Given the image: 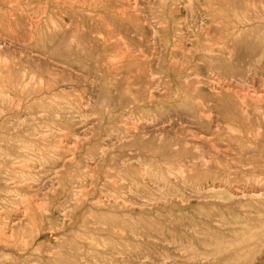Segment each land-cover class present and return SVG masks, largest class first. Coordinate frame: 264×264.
Wrapping results in <instances>:
<instances>
[{
    "label": "rangeland",
    "instance_id": "1",
    "mask_svg": "<svg viewBox=\"0 0 264 264\" xmlns=\"http://www.w3.org/2000/svg\"><path fill=\"white\" fill-rule=\"evenodd\" d=\"M122 1L79 0L67 36L0 3V264H264V0Z\"/></svg>",
    "mask_w": 264,
    "mask_h": 264
},
{
    "label": "bare ground",
    "instance_id": "2",
    "mask_svg": "<svg viewBox=\"0 0 264 264\" xmlns=\"http://www.w3.org/2000/svg\"><path fill=\"white\" fill-rule=\"evenodd\" d=\"M91 1L96 5V4H98V3H102V2L108 3V2L115 1L114 3H116V2H119V1H121V0H91ZM141 1H143V0H141ZM149 1H150V0H149ZM149 1L146 0V2H149ZM151 1H154V0H151ZM163 1H164V0H163ZM167 1H168V0H167ZM76 2L78 3L79 0H0L1 5H2V4H5V5L8 6V8L13 7L14 9L16 8V9H18V10L23 9L22 7H28L29 5H30V7H33V6H31L32 4H33V5H36V6H37L38 13H40V14L42 15V16H38V19H40V17H42V20L40 19V21H42V23L44 22V23H43V26H42V27H44V28H43V31H44V30H47L48 33L50 32V33H55V34H56V33H57V34H63V33H65V35H63V36H67V35H66L67 32L70 31V30H72L73 28L70 29V30H68L67 24H66V26H65V24L62 23L63 20H62V22H61L60 20H58V21H60V22H57V20H55V19H56L55 17H60L61 15L66 14V13H68L67 15H69V14H71L70 12H71L72 10L76 12V11H77V9L75 8V3H76ZM122 2H123V1H122ZM227 2H228V1H227ZM247 2H248V1H247ZM77 3H76V4H77ZM123 3H126V4L131 3V4L134 5L136 2L134 1V3H133V1L130 2V0H125V2H123ZM141 3H142V2H141ZM167 3H168V2H167ZM50 4H53L54 6L52 5V7H50V6H49ZM87 4H88V3H87ZM108 4H109V3H108ZM136 4H138V3H136ZM136 4H135V5H136ZM149 4H150V3H149ZM149 4L146 3L145 5H149ZM217 4H218V3H217ZM238 4H239V3H238ZM1 5H0V6H1ZM116 5H117V6L119 5V7H120L121 4L118 3V4H116ZM135 5H134V6H135ZM153 5H154V4H153ZM158 5H159V2H158ZM167 5H169V4H167ZM7 6H5V7H7ZM77 6H78V5H77ZM79 6H80V4H79ZM85 6H86V3L83 1V2H82V10L85 8ZM96 6H99V5H96ZM96 6H94V7H96ZM129 6H130V5H129ZM159 6H161V5H159ZM30 7H29V8H30ZM38 7H39L40 9H38ZM111 7H112V6H111ZM136 7H137V6H136ZM167 7H168V6H167ZM216 7H217V6H216ZM0 8H1V7H0ZM13 8H12V9H13ZM88 8H89V7H87V9H88ZM91 8H92V7H91ZM97 8H98V7H97ZM99 8H100V7H99ZM129 8H130V7H129ZM131 8H134V7H131ZM140 8H141V7H140ZM5 9H6V8H5ZM5 9H4V10H5ZM100 9H101V8H100ZM106 9H107V7H106ZM106 9H104V12H105ZM125 9H127V8H125ZM125 9H124V10H125ZM142 9H143V8H142ZM149 9H150V8H149ZM231 9H232V8H231ZM2 10H3V9H2ZM78 10H81V9H78ZM88 10H89V9H88ZM91 10H92V9H91ZM102 10H103V9H102ZM124 10H123V11H124ZM133 10L136 12L135 8H134ZM140 10H141V9H140ZM13 11H14V10H13ZM86 11H87V10H86ZM97 11H98V10H97ZM110 11H111V10H110ZM117 11H118V9H117ZM121 11H122V8H121ZM4 12H5V11H4ZM8 12H9V11H8ZM8 12H7V11L5 12V13L7 14V16H8V15H11V14H10L11 12H10L9 14H8ZM84 12H85V11H84ZM94 12H95V11H94ZM107 12H108V11H107ZM118 12H119V11H118ZM126 12H127V11H126ZM138 12H139V11H138ZM0 13H1V12H0ZM5 13L2 14V15H6ZM90 13H91V12H90ZM98 13H100V12H98ZM119 13H120V12H119ZM136 13H137V12H136ZM142 13H143V12H141L140 15H142ZM13 14H14V13H12V15H13ZM24 14L28 15V13H24ZM33 14H34V13H33ZM36 14H37V13H36ZM40 14H39V15H40ZM93 14H95V13H93ZM96 14H97V12H96ZM100 14H102V13H100ZM104 14H105V13H104ZM117 14H118V13H117ZM122 14H124V13H122ZM131 14H132V13H131ZM0 15H1V14H0ZM2 15H1V16H2ZM29 15H30V14H29ZM37 15H38V14H37ZM102 15H103V14H102ZM106 15H107V14H106ZM108 15H109V14H108ZM133 15H134V14H133ZM221 15H222V14H221ZM1 16H0V19H1ZM24 16H25V15H24ZM33 16H34V18H35L36 15L34 14ZM74 16H75V14H74ZM113 16H114V15H113ZM136 16H137V15H136ZM143 16H144V15H143ZM3 17H4V16H3ZM13 17H14V15H13ZM16 17H17V15H16ZM19 17H23V16H20V15H19ZM19 17H18V18H19ZM30 17H32V16H30ZM65 17H66V16H65ZM79 17H80V16H79ZM79 17H78V19H75V20L78 21V20H79ZM105 17H106V16H105ZM111 17H112V16H111ZM121 17H123V16H121ZM124 17H125V16H124ZM130 17H131V16H130ZM5 18H6V17H5ZM8 18H9V17H8ZM14 18H15V17H14ZM18 18H17V19H18ZM24 18H26V17H24ZM28 18H29V17H28ZM61 18H62V17H61ZM67 18H68V17H67ZM72 18H73V17H72ZM72 18H71V19H72ZM81 18H82V17H81ZM81 18H80L79 21H81ZM83 18H84V17H83ZM95 18H96V17H95ZM112 18H114V17H112ZM29 19L31 20V18H29ZM58 19H59V18H58ZM90 19H91V18H90ZM100 19H101V18H100ZM116 19H118V18H116ZM142 19H143V18H142ZM144 19H145V17H144ZM151 19H152V18H151ZM155 19H156V18H155ZM157 19H158V18H157ZM190 19H191V18H190ZM4 20H5V19H4ZM4 20H3V21H4ZM7 20H8V19H7ZM9 20H10V18H9ZM9 20H8V21H9ZM11 20H12V19H11ZM18 20H19V19H18ZM36 20H37V19H36ZM75 20H74V21H75ZM91 20H92V19H91ZM109 20H110V19H109ZM114 20H115V19H114ZM118 20H122V19H118ZM118 20H117V21H118ZM139 20H140V19H139ZM12 21H13V20H12ZM20 21H23V18H22V20H20ZM31 21H32V20H31ZM31 21H30V22H31ZM34 21H35V20H34ZM37 21H38V20H37ZM85 21H86V20H85ZM97 21H99V19H98ZM14 22H16V21H14ZM92 22H93V21H92ZM112 22H113V21H112ZM118 22H119V21H118ZM118 22H117V23H118ZM129 22H130V21H129ZM139 22H141V21H139ZM0 23H1V22H0ZM4 23H7L6 20H5V22H3V24H4ZM11 23H12V22H11ZM22 23H23V22H22ZM25 23H27V21H25ZM25 23H23V24H25ZM33 23H34V22H33ZM33 23H31V24L34 25ZM80 23H81V22H80ZM95 23H96V22H95ZM95 23H92V24H95ZM101 23H102V20H101ZM105 23H106V22H105ZM114 23H115V22H114ZM124 23H125V22H124ZM132 23L135 24V23H137V21H136L135 23H134L133 21H131V24H132ZM144 23H145V21L143 22V24H144ZM148 23H149V22H148ZM157 23H158V22H157ZM174 23H175V21H174ZM177 23H178V22H177ZM3 24H1V25H2V28H3ZM13 24H14V23H12V25H13ZM68 24H69V23H68ZM106 24H107V23H106ZM108 24H109V23H108ZM126 24H128V23L126 22ZM133 24H132V25H133ZM141 24H142V23H141ZM141 24H140V25H141ZM17 25H18V23H17ZM36 25H37V24L35 23V26H34V27H36ZM41 25H42V24H41ZM69 25H71V24H69ZM76 25H77V23H76ZM78 25H80V24H78ZM78 25H77V26H78ZM85 25H86V24H84V28H85ZM87 25H88V24H87ZM97 25H98V24H97ZM104 25H105V24H104ZM109 25H110V24H109ZM114 25H115V24H114ZM122 25H123V21H122ZM147 25H148V24H147ZM15 26H16V25H15ZM90 26H91V25H90ZM90 26H89V27H90ZM92 26H93V25H92ZM95 26H96V25H95ZM95 26H94V27H95ZM98 26H99V25H98ZM117 26H118V25H117ZM142 26H143V25H142ZM148 26H149V29H150V26H151V25H148ZM154 26H155V25H154ZM179 26H180V25H179ZM10 27H11V26H10ZM10 27H8V28H10ZM23 27H24V25H23ZM42 27L40 26L39 28H42ZM69 27H70V26H69ZM86 27H87V26H86ZM94 27H93L92 29H95ZM100 27H101V26H99V28H100ZM114 27H115V26H113V28H114ZM129 27H130V26H129ZM129 27H128V28H129ZM137 27H138V26H137ZM159 27H160V26H159ZM175 27H176V26H175ZM223 27H224V26H223ZM223 27H222V28H223ZM225 27H226V26H225ZM12 28H13V27H12ZM30 28H31V25H30ZM30 28H27V29H28V30H31ZM70 28H71V27H70ZM105 28H106V27H105ZM113 28H111V29L113 30ZM131 28H132V27H131ZM135 28H136V27H134V29H135ZM152 28H153V25H152ZM152 28H151V29H152ZM156 28H158V27H156ZM18 29H19V27H18ZM23 29H24V28H23ZM33 29H34V28H33ZM80 29H81V28H80ZM85 29H86V28H85ZM88 29H90V28H88ZM96 29H97V28H96ZM100 29H101V28H100ZM102 29H103V27H102ZM102 29H101V30H102ZM119 29H120V28H119ZM125 29H127V27H125ZM164 29H165V28H164ZM164 29H163V30H164ZM171 29H172V28H171ZM175 29H176V28H175ZM7 30H9V29H7ZM12 30H13V29H12ZM19 30H20V29H19ZM35 30H36V28H35ZM39 30H40V29H39ZM90 30H91V29H90ZM130 30H131V29H130ZM160 30H162V29H160ZM179 30H181V27H180ZM224 30H225V28H224ZM25 31H26V29H25ZM32 31H33V30H32ZM47 31H46V32H47ZM83 31H84V30H83ZM95 31H96V30H95ZM114 31L116 32V29H115ZM151 31H152V30H151ZM10 32H11V30H10ZM20 32H21V31H20ZM28 32H29V31H28ZM28 32H26V33H28ZM79 32H80V31H79ZM85 32H87V31H85ZM111 32H112V31L110 30L109 33H111ZM124 32H126V31L124 30ZM131 32H132V31H131ZM158 32H159V31H158ZM158 32H157V33H158ZM172 32H173V31H172ZM175 32H176V31H175ZM235 32H236V31H235ZM29 33H31V32H29ZM32 33H33V32H32ZM37 33H38V32H37ZM39 33H40V31H39ZM39 33H38V34H39ZM50 33H49V34H50ZM69 33H71V31H70ZM93 33H94V32H93ZM118 33H119V32H118ZM132 33H133V32H132ZM152 33H153V31H152ZM176 33H177V32H176ZM181 33H182V32H181ZM221 33H222V32H221ZM228 33H229V32H228ZM233 33H234V32H233ZM11 34H12V33H11ZM18 34H19V33H18ZM44 34H46V33H44ZM97 34H98V32H97ZM104 34H105V33H104ZM122 34H123V33H122ZM128 34H129V32H128ZM133 34H135V33H133ZM178 34H179V32H178ZM31 35H32V34H30V36H31ZM39 35H41V34H39ZM74 35H75V34H74ZM74 35H72V36H74ZM78 35H79V34H78ZM87 35H89V34H87ZM116 35H117V34H116ZM155 35H156V34H155ZM157 35H158V34H157ZM159 35H160V34H159ZM171 35H172V34H171ZM173 35H174V33H173ZM179 35H180V34H179ZM224 35H225V34H224ZM231 35H232V34H231ZM23 36H24V35H23ZM26 36L29 37L28 35H26ZM34 36H35L34 38L36 39V36H37V35H34ZM48 36H49V35L47 34L46 37H48ZM72 36L69 34V37H71V39H72ZM75 36H76V35H75ZM99 36H100V35H99ZM107 36H108V34H107ZM111 36H112V35H111ZM124 36H125V35H124ZM124 36H123V39H124ZM142 36H143V35H142ZM175 36H176V35H175ZM233 36H234V38H235V34H234ZM31 37H32V36H31ZM50 37H51V36H50ZM81 37H82V36L80 35V36H79V39H81ZM105 37H106V35H105ZM114 37H115V36H114ZM114 37H113V38H114ZM139 37H141V36H139ZM155 37H156V36H155ZM160 37H161V36H160ZM32 38H33V37H32ZM32 38H31V39H32ZM38 38H39V36H38ZM38 38H37V39H38ZM61 38H64V37L61 36ZM74 38H75V37H74ZM82 38H84L83 40H85V35H84V37H82ZM86 38H87V36H86ZM96 38H97V37H95V39H96ZM127 38H128V37H127ZM137 38H138V37H137ZM141 38H142V37H141ZM141 38L139 39V41L141 40ZM150 38H152V37H150ZM232 38H233V37H232ZM3 39H4V38H3ZM22 39H23V38H22ZM40 39H41V38H40ZM44 39H46V38H44ZM71 39H70V41H71ZM75 39H76V38H75ZM75 39H72V40H75ZM98 39H99V37H98ZM102 39L104 40V38H101L99 41H101ZM116 39H119V38L117 37ZM116 39L114 38V40H116ZM128 39H130V38H128ZM135 39H136V38H135ZM158 39H159V38H158ZM160 39H161V38H160ZM171 39H172V37H171ZM177 39H178V37H177ZM221 39H222V38H221ZM38 40H39V39H38ZM46 40H47V39H46ZM50 40H52V39H50ZM60 40H62V39H60ZM67 40L69 41V38H68ZM86 40H87V39H86ZM174 40H175V39H174ZM178 40H180V39H178ZM182 40H183V39H182ZM235 40H236V39H235ZM10 41H11V40H10ZM42 41H43V39L40 40V43H42ZM47 41H49V38H48ZM47 41H45V42H47ZM64 41H65V40H64ZM75 41H76V40H75ZM75 41H73V42H75ZM112 41H113V40H112ZM130 41H131V40H130ZM151 41H152V40H151ZM206 41H207V40H206ZM233 41H234V40H233ZM245 41H246V40H245ZM52 42H53V41H52ZM71 42H72V41H71ZM73 42H72V43H73ZM79 42L81 43V45L83 44V43H82L81 41H79V40H78V43H77V41H76V44H79ZM87 42H88V41H87ZM96 42H97V41H96ZM96 42H95V43H96ZM121 42H122V41H121ZM144 42H145V41H144ZM156 42H157V41H156ZM158 42H159V41H158ZM158 42H157V43H158ZM178 42H179V41H178ZM191 42H192V41H191ZM3 43H4V42H3ZM50 43H51V42H50ZM66 43H67V42H66ZM122 43H123V42H122ZM124 43H125V42H124ZM134 43H135V42H134ZM139 43H140V42H139ZM141 43H142V41H141ZM141 43H140V44H141ZM151 43H152V42H151ZM176 43H177V40H176ZM179 43H180V42H179ZM189 43H190V42H189ZM192 43H193V42H192ZM196 43H197V42H196ZM231 43H232V42H231ZM21 44H22V43H21ZM51 44H52V43H51ZM54 44H55V43H54ZM69 44H70V42L68 43V45H69ZM84 44H85V43H84ZM84 44H83V46H84ZM97 44H98V43H97ZM102 44H103V43H102ZM135 44L137 45L138 42H136ZM153 44H154V43H153ZM174 44H175V43H174ZM204 44H205V43H204ZM233 44H234V43H233ZM52 45H53V44H52ZM52 45H51V47H52ZM58 45H59V44H58ZM72 45L74 46V44H72ZM98 45H99V44H98ZM105 45H106V44L102 45V48L105 49V51H108L107 49H109V48H108L109 46L106 47V48H107V49H106V48H105ZM109 45H110V43H109ZM128 45H129V43H128ZM143 45H145V44H143ZM151 45H152V44H151ZM205 45H206V44H205ZM207 45H208V44H207ZM70 46H71V45H70ZM76 46H77V45H76ZM76 46H74V47H72V48H75ZM83 46H82V47H83ZM103 46H104V47H103ZM111 46H112V44H111ZM123 46H124V45H123ZM132 46H133V45H132ZM132 46H131V48H132ZM145 46H147V45H145ZM145 46H144V47H145ZM153 46H154V45H152V47H153ZM176 46H177V44H176ZM176 46H175V47H176ZM201 46H202V45H201ZM53 47H54V46H53ZM66 47H69V46H66ZM127 47H128V46H127ZM175 47H174V49H175ZM178 47H179V46H178ZM178 47H177V48H178ZM180 47H181V46H180ZM182 47H183V46H182ZM184 47H185V46H184ZM206 47H207V46H206ZM231 47H232V46H231ZM56 48H58V47H56ZM77 48H78V47H77ZM77 48H76V49H77ZM84 48H87L86 45H85ZM121 48H123V47H121ZM146 48H147V47H146ZM194 48H195V47H194ZM53 49H55V47H54ZM90 49H91V48H90ZM94 49H95V48H94ZM115 49H116V47H115ZM178 49H180V48H178ZM207 49H208V47L206 48V50H207ZM209 49H210V48H209ZM17 50H18V49H17ZM78 50H79V48H78ZM78 50H75V54H76V51H78ZM85 50H86V49H85ZM87 50H89V48H88ZM87 50H86V51H87ZM139 50H140V49H139ZM149 50H151V52H152V49L149 48ZM183 50H184V48H183ZM210 50H211V49H210ZM52 51L54 52V50H52ZM67 51H68V50H67ZM80 51H81V50H80ZM92 51H94V50L92 49ZM100 51H101V50H100ZM146 51H148V50L146 49ZM174 51H175V50H174ZM179 51H180V50H179ZM199 51H200V50H199ZM203 51H204V50H203ZM56 52H57V51H56ZM71 52H72V51H71ZM71 52H70V53H71ZM78 52H79V51H78ZM78 52H77V53H78ZM109 52H113V53L111 54V56L113 55L114 57H115V56L117 57L118 55H121L122 57L127 56V60H128V57L131 58V57L133 56V51L131 52V51H129V49L127 50V49L125 48V46H124V52H123L122 50H121V51H119V50H110V51H108L107 53L109 54ZM120 52H122V53H120ZM148 52H150V51H148ZM208 52H209V50H208ZM210 52H212V51H210ZM50 53H52V52H50ZM80 53H81V52H80ZM104 53H105V52H104ZM142 53H143L142 51H139L138 54H141V55H142ZM145 53H146V52H145ZM145 53H143V54H145ZM181 53H182V52H181ZM87 54L89 55V52H88V51H87ZM98 54H99V53H98ZM174 54H175V53H174ZM176 54H177V53H176ZM178 54H179V53H178ZM192 54H193V52H192ZM192 54H191V52H190L188 55L192 56ZM76 55H77V54H76ZM106 55H107V54H106ZM180 55H181V54H180ZM184 55H186V54H184ZM212 55H213V54H212ZM58 56H59V55H58ZM72 56H74V54H73ZM77 56H78V55H77ZM89 56H90V55H89ZM89 56H87V57H89ZM92 56H93V55H92ZM101 56H102V55H101ZM111 56H110V57H111ZM134 56H135V54H134ZM137 56H140V55H137ZM137 56H136V57H137ZM149 56H150V55H149ZM151 56H152V55H151ZM154 56H155V54H154ZM202 56H203V55H202ZM210 56H211V55H210ZM34 57H35V55H34ZM63 57H64V56H63ZM75 57H76V56H75ZM108 57H109V56H108ZM108 57L106 56V58H108ZM110 57H109V58H110ZM114 57H113V58H114ZM181 57H182V56H181ZM200 57H201V56H200ZM203 57H204V56H203ZM206 57H207V56H206ZM206 57H205V58H206ZM212 57H213V56H212ZM47 58H48V57H47ZM60 58H61V57H60ZM64 58H65V57H64ZM82 58H86V57H82ZM95 58H96V57H95ZM103 58H104V56H103ZM109 58H108V59H109ZM118 58H119V57H118ZM141 58H142V57H141ZM172 58H173V56H172ZM178 58H179V57H178ZM178 58H177V59H178ZM207 58H208V57H207ZM38 59H39V58H38ZM77 59H78V58H77ZM86 59H87V58H86ZM90 59H92V58H90ZM96 59H98V58H96ZM108 59H107V61L109 62L110 60H108ZM110 59L112 60V57H111ZM116 59H117V58H116ZM125 59H126V58H125ZM134 59H135V57H134ZM134 59H133V60H134ZM88 60H89V59H88ZM99 60H100V59H99ZM99 60H98V61H99ZM101 60H102V57H101ZM120 60H121V59H120ZM120 60H119V62H120ZM129 60H130V59H129ZM147 60H148V59H147ZM147 60H146V62H147ZM211 60H212V59H211ZM94 61H96V60H94ZM113 61H114V60H113ZM131 61H132V60H131ZM131 61H129V62H131ZM138 61H139V60H138ZM173 61H174V64H175V63H177V62H175V61H178V60H173ZM173 61H172V62H173ZM190 61H192V60L190 59ZM104 62H106V60H105ZM119 62H118L117 64H120ZM123 62H124V61H123ZM129 62H128V63H129ZM192 62H193V61H192ZM204 62H205V61H204ZM212 62H213V61H212ZM214 62H216V61H214ZM257 62H258V61H257ZM60 63H61V62H60ZM84 63H85V62H84ZM91 63H92V62H91ZM102 63H103V62H102ZM102 63H101V64H102ZM113 63H114V62H113ZM124 63H125V62H124ZM124 63H123V65H125V64L128 65V63H125V64H124ZM206 63H207V61H206ZM209 63H211V62L209 61ZM235 63H236V62H235ZM62 64H63V63H62ZM115 64H116V63H115ZM182 64H183V63H182ZM185 64H186V63H185ZM57 65H58V64H57ZM107 65H108V64H107ZM121 65H122V64H121ZM149 65H150V64H149ZM175 65H177V64H175ZM191 65H192V64H191ZM253 65H255V64H253ZM55 66H56V65H55ZM63 66H66V65L64 64ZM87 66H88V64H87ZM92 66H93V65H92ZM92 66H90V67H92ZM143 66H144V64H143ZM108 67H110V66L108 65ZM111 67H112V66H111ZM120 67H121V66H120ZM120 67L118 66V67H116V68H120ZM168 67H169V66H168ZM181 67H182V66H181ZM188 67H189V66H188ZM188 67H186V68H188ZM102 68H103V67H102ZM104 68L107 69V67H104ZM104 68H103V69H104ZM123 68H125V66H124V67L122 66L121 69H123ZM134 68H135V67H134ZM134 68H133V69H134ZM136 68H137V67H136ZM142 68H143V67H142ZM174 68H175V67H174ZM245 68H246V67H245ZM82 69H83V68H82ZM93 69H94V66H93ZM95 69H97V68H95ZM111 69L113 70V68H111ZM111 69H110V71H112ZM131 69H132V68H131ZM138 69H139V68H138ZM63 70H64V69H63ZM65 70H66V68H65ZM65 70H64V71H65ZM116 70H117V69H116ZM129 70H130V69H129ZM142 70H143V69H142ZM106 71H108V70H106ZM114 71H115V70H114ZM114 71H112V72L114 73ZM145 71H146V70H145ZM180 71H181V70H180ZM182 71H183V70H182ZM142 72L144 73V71H142ZM108 73H110V72H108ZM19 74H20V73H19ZM98 74H99V73H98ZM181 74H183V73H181ZM84 76H85V75H84ZM103 76H104V75H103ZM182 77H184V76L182 75ZM186 78H187V77H186ZM176 79L178 80V77H177ZM237 79H238V78H237ZM239 79H240V78H239ZM245 79H246V78H245ZM55 80H56V79H55ZM158 80H159V79H158ZM240 80H241V79H240ZM240 80H239V81H240ZM250 80H251V79H250ZM5 81H6V80H5ZM160 81H161V80H160ZM179 81H180V80H179ZM185 81H186V80H185ZM185 81H184V83H185ZM231 81H232V80H231ZM246 81H247V80H246ZM1 82H2V81H1ZM186 82H187V81H186ZM240 82H241V81H240ZM242 82H244V81H242ZM86 83H87V82H86ZM180 83H181V82H180ZM180 83H179V84H180ZM222 83H223V82H222ZM195 84H196V83H195ZM205 84H206V83H205ZM245 84H248V83L246 82ZM186 85H187V84H186ZM197 85H198V84H197ZM206 85H207V84H206ZM256 85H257V84H256ZM0 86L2 87L1 84H0ZM182 86H183V85H182ZM202 86H203V85H202ZM224 86H226V85H224ZM238 86H239V85H238ZM187 87H188V86H187ZM244 87H245V86H244ZM197 88H198V87H197ZM209 88H210V86H209ZM209 88H208V89H209ZM195 89H196V88H195ZM251 89H252V88H251ZM3 90H4V88H3ZM243 90H245V89L243 88ZM247 90L249 91L250 89H247ZM0 91H1V90H0ZM200 91H201V90H200ZM213 91H214V90H213ZM250 91H251V90H250ZM5 92H6V91H5ZM198 92H199V90H198ZM203 92H204V91H203ZM208 92H209V91H208ZM211 92H212V91H211ZM211 92H210V93H211ZM239 92H240V91H239ZM255 92H256V91H255ZM200 93H201V92H200ZM235 93H236V92H235ZM249 93H250V92H249ZM5 94H6V93H5ZM5 94H4V95H5ZM212 94H213V93H212ZM233 94H234V93H233ZM241 94H242V96H243L244 93L241 92ZM4 95H3V96H4ZM210 95H211V94H210ZM246 95H247V94H246ZM248 95H249V94H248ZM248 95H247V96H248ZM250 95H251V94H250ZM250 95H249V97H252V96H253V95H252V96H250ZM8 96H9V95H8ZM205 96H206V95H205ZM211 96H213V95H211ZM211 96H209V97H211ZM220 96H221V95H220ZM220 96H219V97H220ZM234 96H235V95H233V97H234ZM254 96H255V94H254ZM257 96H258V95H257ZM6 97H7V96H6ZM244 97H245V98L242 99V101H243V100H244V101L246 100V96H244ZM249 97H247V98L249 99ZM255 97H256V96H255ZM10 98H11V97H10ZM211 98H215V96H214V97H211ZM216 98H217V97H216ZM226 98H227V97H226ZM238 98H239V97H238ZM238 98H236L237 101H238ZM240 98H242V97H240ZM257 98H258V97H257ZM1 99H2V94H1ZM4 99H5V98H4ZM7 99H8V98H6V100H7ZM224 99H225V98H224ZM224 99H223V100H224ZM2 100H3V99H2ZM212 100H214V99H212ZM215 100H216V99H215ZM218 100H219V99H218ZM218 100H217V101H218ZM227 100H228V99H227ZM252 100H254V97L252 98ZM263 100H264V99H263ZM263 100H262V101H263ZM10 101H11V99H10ZM229 101H230V100H229ZM233 101H234V100H233ZM256 101H257V99H256ZM253 102H254V101H253ZM260 102H261V101H260ZM229 103H230V102H229ZM248 103H249V102H248ZM254 103H255V102H254ZM254 103H253V104H254ZM256 103H258V102H256ZM263 103H264V101H263ZM245 104H246V103H245ZM211 105H212V104H211ZM241 105H242V104H241ZM246 105H247V104H246ZM249 105H250V104H249ZM254 105H255V104H254ZM254 105H252V106H250V107H253ZM256 105H259V104H256ZM260 105H261V104H260ZM223 107H224V106H223ZM242 107H243V106H241V109H242ZM255 107H256V106H255ZM238 108H239V106H238ZM243 108H244V107H243ZM263 108H264V107H263ZM247 109H248V108H247ZM0 110H1V109H0ZM242 110H246V109H242ZM260 110H261V109H260ZM201 111H202V110H201ZM227 112H228V111H227ZM229 112H230V110H229ZM208 113H209V112H208ZM208 116H209V115H208ZM241 116H242V115H241ZM0 119H1V118H0ZM244 119H245V118H244ZM199 120H200V119H199ZM235 120H236V119H235ZM239 120H240V119H239ZM244 121H246V120H244ZM86 124H87V123H86ZM203 125H204V124H203ZM203 125H202V126H203ZM208 125H209V124H208ZM236 125H237V124H236ZM242 125H245V124H242ZM237 126L240 127V125H237ZM156 127H157V126H156ZM205 127H206V126H205ZM245 127H246V126H245ZM61 128H62V127H61ZM242 128H243V127H242ZM242 128H241V129H242ZM206 129H207V127H206ZM209 129H210V127H209ZM233 129H234V128H233ZM235 129H236V128H235ZM247 129H248V128H247ZM154 130H155V129H154ZM160 130H161V129H160ZM191 130H192V129H191ZM236 130H238V129H236ZM145 131H146V130H145ZM238 131H239V130H238ZM244 131H245V130H244ZM244 131H243V132H244ZM139 132H140V131H139ZM190 132H192V131H190ZM232 132H233V131H232ZM247 132H248V131H247ZM255 132L258 133L257 131H255ZM64 133H65V132H64ZM192 133H193V132H192ZM263 133H264V132H263ZM185 134H186V133H185ZM194 134H195V133H194ZM223 134H224V133H223ZM241 134H243V133L241 132ZM62 135H63V134H62ZM192 135H193V134H192ZM192 135H191V136H192ZM195 135H198V133L195 134ZM206 135H207V134H206ZM243 135H244V134H243ZM247 135H248V133H247ZM247 135H246V136H247ZM263 135H264V134H263ZM236 136H237V135H236ZM238 136H239V135H238ZM241 136H242V135H241ZM241 136H240V138H241ZM251 136H253L252 133H251ZM256 136H257V135H256ZM193 137H194V136H193ZM198 137H199V136H198ZM39 138H40V137H39ZM58 138H59V137H58ZM200 138H201V137H200ZM204 138H206V137H202V139H204ZM217 138H218V137H217ZM15 139H16V138H15ZM114 139H115V138H114ZM194 139H195V138H194ZM194 139H193V140H194ZM208 139H209V138H208ZM258 139H259V138H258ZM18 140H19V139H18ZM22 140H23V139H22ZM198 140H199V139H198ZM259 140H260V139H259ZM20 141H21V140H20ZM186 141H187V140H186ZM196 141H197V139H196ZM201 141H202V140H201ZM58 142H59V141H58ZM198 142H199V141H198ZM240 142H241V140H240ZM257 142H258V141H257ZM24 143H25V142H24ZM65 143H66V142H65ZM183 143H184V142H183ZM193 143H194V142H193ZM196 143H197V142H196ZM204 143H205V142H204ZM208 143H209V141H208ZM241 143H243V142H241ZM259 143H260V142H259ZM21 144H23L22 141H21ZM73 144H74V143H73ZM19 145H20V144H19ZM200 145H201V144H200ZM23 146H24V145H23ZM181 146H183V144H182ZM186 146H187V145H186ZM192 146H193V145H192ZM202 146H203V145H202ZM228 146H229V145H228ZM259 146H260V145H259ZM259 146H258V147H259ZM2 147H3V146H0V148H2ZM24 147H25V146H24ZM24 147H23L22 149H24ZM30 147H31V145H30ZM188 147H189V146H188ZM230 147H231V146H230ZM6 148H8V147H6ZM20 148H21V147H20ZM20 148H19V149H20ZM185 148H186V147H185ZM131 149H132V148H131ZM20 150H21V149H20ZM200 150H201V149H200ZM207 150H208V149H207ZM38 151H39V150H38ZM184 151H185V149H184ZM191 151H192V150H191ZM193 151H194V150H193ZM208 151H209V150H208ZM210 151H211V150H210ZM25 152H26V151H25ZM25 152H24V153H25ZM36 152H37V151H36ZM180 152H181V151H180ZM185 152H186V151H185ZM195 152H196V151H195ZM24 153H23V154H24ZM26 153H27V152H26ZM40 153H41V151H40ZM46 153H48V152H46ZM175 153H176V152H175ZM175 153H174V154H175ZM208 153H209V152H208ZM239 153H240V152H239ZM9 154H10V153H9ZM28 154H29V153H28ZM199 154H200V153H199ZM248 154H249V153H248ZM2 155H3V154H2ZM2 155H0V156H2ZM19 155H20V154H19ZM26 155H27V154H26ZM29 155H30V154H29ZM4 156H5V155H4ZM11 156H12V155H11ZM44 156H45V155H44ZM177 156H178V155H177ZM211 156H212V155H211ZM224 156H225V155H224ZM71 157H72V156H71ZM203 157H204V156H203ZM228 157H229V156H228ZM5 158H6V156H5ZM98 158H99V157H98ZM200 158L202 159V157H200ZM6 159H7V158H6ZM92 159H93V158H92ZM248 159H249V158H248ZM0 160L3 161L2 158H0ZM11 160H12V159H11ZM13 160H14V158H13ZM27 160H28V159H27ZM38 160H39V158H38ZM98 160H99V159H98ZM98 160H97V161H98ZM230 160H231V159H230ZM19 161H20V160H19ZM19 161H18V163L20 164ZM23 161H24V160H23ZM28 161H29V160H28ZM43 161H44V158H43ZM73 161H74V160H73ZM99 161H101V159H100ZM200 161H202V160H200ZM205 161H207V160H205ZM8 162H9V160H8ZM14 162H15V161H14ZM39 162H41V160H39ZM93 162H94V161H93ZM207 162H208V161H207ZM238 162H239V161H238ZM2 163H4V162H2ZM2 163H0V165H1ZM28 163H29V162H28ZM65 163H67V162H65ZM68 163H69V162H68ZM196 163H197V165L199 164L198 162H196ZM204 163H205V162H204ZM6 164H8V163H6ZM15 164H16V163H15ZM192 164H194V163H192ZM205 164H206V163H205ZM13 165H14V164H13ZM17 165H18V164H17ZM195 165H196V164H195ZM199 165H200V164H199ZM202 165H203V164H202ZM3 166H4V168L6 169V167H5L6 165L3 164ZM14 166H15V165H14ZM1 167H2V166H1ZM8 167H9V165H8ZM18 167H19V166H18ZM30 167H31V166H30ZM190 167H191V166H190ZM196 167H198V166H196ZM206 167H207V166H206ZM209 167H210V166H209ZM238 167H239V166H238ZM19 168H20V167H19ZM21 168H22V167H21ZM21 168H20V169H21ZM31 168H32V167H31ZM20 169H19V170H20ZM23 169H24V168H23ZM90 169H91V168H90ZM176 169H177V168H176ZM195 169H196V168H195ZM223 169H224V168H223ZM0 170H1V169H0ZM21 170H22V169H21ZM92 170H93V169H92ZM169 171H171V170H169ZM0 172H1V171H0ZM18 172H19V171H18ZM23 172H24V171H23ZM141 172H142V171H141ZM141 172H139V173H141ZM36 174H38V173H36ZM36 174H35V175H36ZM156 174H157V173H156ZM218 174H219V173H218ZM136 175H137V174H136ZM138 175H139V174H138ZM140 175H141V174H140ZM24 176H25V175H24ZM18 177H19V176H18ZM18 177H16V179H17ZM20 177L22 178L23 176L21 175ZM26 177H28V176H26ZM36 177H37V176H36ZM61 177H62V176H61ZM139 177H141V176H139ZM38 178H39V177H38ZM19 179H20V178H19ZM22 179H24V178H22ZM39 179H41V178H39ZM76 179H77V178H76ZM133 179H134V178H133ZM2 180H3V179H2ZM5 180H6V179H5ZM138 180H139V179H138ZM258 180H259V179H258ZM19 181H20V180H19ZM21 181L24 182V180H21ZM25 181H26V180H25ZM27 181H28V180H27ZM27 181H26V182H27ZM39 181H40V180H39ZM260 181H261V180H260ZM73 182H75V179H73ZM131 182H132V181H131ZM116 183H117V182H116ZM133 183H134V182H133ZM29 184H30V183H29ZM29 184H28V185H29ZM134 184H135V183H134ZM73 185H74V183H73ZM78 185H79V184H78ZM69 186H70V185H69ZM74 186H75V185H74ZM110 186H111V185H110ZM213 186H214V185H213ZM216 186H217V185H216ZM24 187H25V186H24ZM26 187H27V185H26ZM29 187H30V186H29ZM71 187H72V185H71ZM116 187H117V186H116ZM56 188H57V187H56ZM112 188H113V186H112ZM222 188H223V187H222ZM70 189H71V188H70ZM72 189H73V188H72ZM72 189H71V190H72ZM119 189H120V188H119ZM119 189H118V190H119ZM210 189H211V188H210ZM218 189H219V188H218ZM218 189H217V190H218ZM182 190H183V189H182ZM207 190H208V188L206 189V191H207ZM211 190H213V189H211ZM262 190H263V189H262ZM114 191H116V190H114ZM119 191H120V190H119ZM214 191H216V190H214ZM227 191H228V190H227ZM234 191H237V190L235 189ZM17 192H18V191H17ZM69 192H70V191H69ZM72 192H73V191H72ZM74 192H75V191H74ZM117 192H118V191H117ZM120 192H121V191H120ZM120 192H119V193H120ZM210 192H211V191H210ZM212 192H213V191H212ZM239 192H240V191H239ZM247 192H248V191H247ZM250 192H251V191H250ZM28 193H29V192H28ZM113 193H115V192H113ZM237 193H238V192H237ZM29 194H31L30 196H32V193H29ZM29 194H28V195H29ZM69 194H70V193H69ZM245 194H246V192H245ZM18 195H19V194H18ZM25 195H26V194H25ZM48 195H49V194H48ZM115 195H116V194H115ZM123 195H124V194H123ZM162 195H163V194H162ZM233 195H234V194H233ZM233 195L231 194V196H233ZM19 196H20V195H19ZM22 196H23V195H22ZM113 196H114V195H113ZM119 196H120V194H119ZM121 196H122V194H121ZM246 196H247V195H246ZM246 196H245V197H246ZM20 197H21V196H20ZM23 197H24V199H25V196H23ZM27 197H28V196H27ZM32 197H34V196H32ZM115 197H116V196H115ZM248 197H249V196H248ZM250 197H252L253 199H258V200H256V201H258V204H263V205H264V192H263V191L258 190V192H254V193H252V195H251ZM29 198H30V197H28L27 200H29ZM116 198H117V197H116ZM116 198L114 199V198L112 197V199H114V202H115ZM239 198H240V197H239ZM33 199H34V198H33ZM20 200L23 201V198L20 199ZM31 200H32V199H31ZM109 200H110V197H109ZM118 200H119V199H118ZM121 200H122V199H121ZM124 200H125V199H124ZM237 200H238V199H237ZM25 201H26V200H25ZM34 201H35V200H34ZM116 201H117V200H116ZM119 201H120V200H119ZM156 201H157V200H156ZM165 201H166V200H165ZM23 202H24V201H23ZM26 202H27V201H26ZM26 202H25V203H26ZM28 202L30 203V201H28ZM32 202H33V201H32ZM40 202H41V201H40ZM123 202H124V201H123ZM123 202H122V203H123ZM139 202H140V201H139ZM139 202H138V203H139ZM236 202H237V201H236ZM97 203H98V202H97ZM97 203H96V204H97ZM224 203H225V202H224ZM9 204H10V203H9ZM37 204H38V203H37ZM96 204H95V205H96ZM98 204H99V203H98ZM175 204H176V203H175ZM25 205H26V204H25ZM40 205H41V204H40ZM83 205H84V204H83ZM95 205H94V206H95ZM124 205H125V203H124ZM9 206H10V205H9ZM99 206H102V204L99 205ZM99 206H97V207H99ZM179 206H180V205H179ZM22 207H23V206H22ZM170 207H171V206H170ZM174 207H175V206H174ZM5 208H6V207H5ZM7 208H8V207H7ZM7 208H6V209H7ZM32 208H33V207H32ZM41 208H42V207H41ZM53 208H54V207H53ZM99 208H100V207H99ZM121 208H122V207H121ZM125 208H126V206H125ZM29 209H30V207H29ZM48 209H49V208H48ZM55 209H56V208H55ZM113 209H114V208H113ZM113 209H112V210H113ZM118 209H120V207H119ZM26 210H27V209H26ZM94 210H95V209H94ZM110 210H111V209H110ZM112 210H111V211H112ZM115 210H116V209H114V211H115ZM121 210H122V209H121ZM31 211H32V210H31ZM5 212H6V211H5ZM19 212H20V211H19ZM42 212L44 213V211H42ZM47 212H48V210H47ZM6 213H8V212H6ZM48 213H49V212H48ZM60 213H61V212H60ZM24 214H26L25 211H24ZM9 215H10V214H8L7 216H9ZM35 215H36V214H35ZM40 215H41V214H40ZM40 215H39V216H40ZM26 216H27L26 218H28V215H26ZM48 216L50 217V215H48ZM113 216H114V215H113ZM9 217H10V216H9ZM16 217H17V216H16ZM158 217H159V216H158ZM13 218H14V217H13ZM29 218H31V216H30ZM29 218H28V220H29ZM33 218H34V217H33ZM40 218H41V217H40ZM4 219H5V218H4ZM8 219H9V218H8ZM14 219H15V218H14ZM19 219H20V218H19ZM24 219H25V218H24ZM34 219H36V218H34ZM12 220H13V219H12ZM16 220H17V219H16ZM28 220L26 221L27 223H28ZM30 220H31V219H30ZM30 220H29V221H30ZM47 220H48V217H47ZM78 220H79V219H78ZM6 221H7V220H6ZM14 221H15V220H14ZM23 221H24V220H23ZM23 221H22V222H23ZM33 221H34V220H33ZM12 222H13V221H12ZM2 223H3V222H2ZM24 223H25V222H24ZM24 223H23V224H24ZM31 223H32V222L30 221V224H31ZM164 223H165V222H164ZM259 223H260V222H259ZM259 223H258V224H259ZM261 223H263V225H264V221H262ZM7 224H8V223H7ZM33 224H34V223H33ZM145 224H146V223H145ZM11 225H12V223H11ZM11 225H10V226H11ZM137 225H138V224H137ZM137 225H136V226H137ZM146 225H147V224H146ZM8 226H9V225H8ZM13 226H14V225H13ZM13 226H12V227H13ZM28 226H30V225L28 224ZM85 227H86V226H85ZM143 227H144V226H143ZM13 228H14V227H13ZM82 228H83V227H82ZM259 228H262V227L260 226V224H259ZM259 228H258V229H259ZM263 228H264V226H263ZM9 229H10V228H9ZM9 229H8V230H9ZM26 229L28 230L27 226L25 227V230H26ZM6 230H7V229H6ZM23 230H24V228H23ZM231 230H232V229H231ZM233 230H234V229H233ZM259 230H260V229H259ZM19 231H22V230H19ZM49 231H50V230H49ZM263 231H264V230H263ZM25 232H26V231H25ZM31 232H32V230H31ZM128 232H129V231H128ZM244 232H245V230H244ZM249 232H250V230H249ZM13 233H14V232H13ZM15 233H16V232H15ZM18 233H19V232H18ZM33 233H34V232H33ZM35 233H36V232H35ZM50 233H51V232H50ZM79 233H80V232H79ZM114 233H115V232H114ZM119 233H120V232H119ZM232 233H233V231H232ZM19 234H20V233H19ZM28 234H29V232H28ZM28 234H27V235H28ZM263 234H264V232H263ZM25 235H26V234H24V236H25ZM52 235H53V234H52ZM20 236H21V235H20ZM22 236H23V235H22ZM37 236H38V235H37ZM135 236H136V235H135ZM237 236H238V235H237ZM260 236H261V235H260ZM262 236H264V235H262ZM12 237H14V236H12ZM18 237H19V236H18ZM26 237H28V236H26ZM33 237H34V234H33ZM110 237H111V236H110ZM256 237H257V236H256ZM15 238H16V237H14V239H15ZM19 238H20V237H19ZM63 238H64V237H63ZM127 238H128V237H127ZM189 238H190V237H189ZM232 238H233V237H232ZM232 238H231V239H232ZM236 238H237V237H236ZM236 238H235V240H238V239H236ZM261 238H262V237H261ZM24 239H25V238H24ZM35 239H36V238H35ZM125 239H126V238H125ZM241 239H242V238H241ZM247 239H248V237H247ZM250 239H251V238H250ZM262 239H263V238H262ZM15 240H16V239H15ZM84 240H85V239H84ZM121 240H123V239H121ZM143 240H144V239H143ZM233 240H234V239H233ZM10 241H12V240H11V237H10ZM21 241H22V240H21ZM61 241H62V240H61ZM92 241H93V240H92ZM119 241H120V240H119ZM130 241H131V240H130ZM238 241H239V240H238ZM241 241H243V240H241ZM254 241H255V240H254ZM17 242H18V241H17ZM17 242H16V244H17ZM45 242H46V241H45ZM78 242H79V241H78ZM90 242H91V241H90ZM230 242H231V241H230ZM232 242H233V241H232ZM13 243H14V242H13ZM81 243H83V242H81ZM7 244H8V243H7ZM11 244H12V243H11ZM88 244H90V243H88ZM93 244H94V241H93ZM244 244H246V243H244ZM259 244H260V243H259ZM259 244H258V245H259ZM14 245H15V244H14ZM32 245H33V244H32ZM82 245H83V244H82ZM96 245H97V244H96ZM218 245H219V244H218ZM250 245H253V244H250ZM250 245H249V248H250ZM0 246H2V245H0ZM4 246H5V244H4ZM16 246L19 247V244L16 245ZM22 246H23V245H22ZM22 246H21V247H22ZM88 246H89V245H88ZM91 246H92V245H91ZM94 246H95V245H94ZM97 246H98V245H97ZM101 246H102V244H101ZM237 246H238V245H237ZM243 246H244V245H243ZM253 246H254V245H253ZM259 246H260V245H259ZM24 247H25V246H24ZM39 247H40V246H39ZM46 247H47V246H46ZM67 247H68V246H67ZM103 247H104V246H103ZM227 247H229V246H227ZM262 247H263V245H262ZM78 248H79V247H78ZM78 248H77V249H78ZM230 248H231V247H230ZM230 248H229V249H230ZM249 248H248V249H249ZM18 249H19V248H18ZM18 249H17V250H18ZM29 249H30V248H29ZM32 249H33V248H32ZM37 249H38V248H37ZM37 249H36V251H37ZM65 249H66V248H65ZM93 249H94V248H93ZM232 249H233V246H232ZM246 249H247V246H246ZM3 250H4V249H3ZM14 250H15V249H14ZM70 250H72V249H70ZM75 250H76V249H75ZM96 250H97V249H96ZM238 250H240V249H238ZM244 250H245V249H244ZM263 250H264V249H263ZM4 251H5V250H4ZM11 251H12V250H11ZM19 251H20V249H19ZM19 251H18V253H19ZM32 251H33V250H32ZM68 251H69V250H68ZM76 251H78V250H76ZM79 251H80V250H79ZM79 251H78V252H79ZM236 251H237V250H236ZM12 252L14 253V251H12ZM20 252H21V251H20ZM47 252H48V251H47ZM71 252H72V251H71ZM232 252H234V251H232ZM245 252H247V251H245ZM245 252H244V253H245ZM258 252H259V251H258ZM0 253H1V252H0ZM16 253H17V252H16ZM21 253H22V252H21ZM25 253H26V252H25ZM79 253H80V252H79ZM83 253H84V252H83ZM229 253H230V252H229ZM261 253H262V252H260V256H259V258L261 257ZM26 254H27V253H26ZM68 254H70V253H68ZM80 254H81V253H80ZM13 255H14V254H13ZM15 255H16V254H15ZM19 255H20V254H19ZM19 255H18V256H19ZM82 255H83V254H82ZM243 255H244V254H243ZM255 255H256V254H255ZM230 256H231V255H230ZM22 257H24V256L21 255V258H22ZM56 257H57V256H56ZM76 257H77V256H76ZM80 257H83V256H80ZM80 257H79V259H80ZM232 257H233V255H232ZM19 258H20V257H19ZM195 258H196V256H195ZM195 258H194V259H195ZM251 258H252V257H251ZM77 259H78V258H77ZM200 259H201V258H200ZM216 259H217V258H216ZM25 260H26V259H25ZM47 260H48V258H47ZM123 260H124V258H123ZM175 260H176V259H175ZM72 261H73V260H72ZM74 261H75V260H74ZM79 261H81V260H79ZM238 261H239V260H238ZM39 262H40V261H39ZM45 263H46V262H45ZM57 263H58V262H56V264H57ZM71 263H72V262H71ZM28 264H30V263H28ZM46 264H47V263H46ZM73 264H74V263H73ZM167 264H168V263H167Z\"/></svg>",
    "mask_w": 264,
    "mask_h": 264
}]
</instances>
